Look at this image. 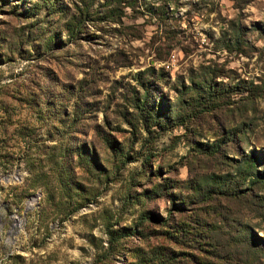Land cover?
Here are the masks:
<instances>
[{"label": "rangeland", "instance_id": "374dc122", "mask_svg": "<svg viewBox=\"0 0 264 264\" xmlns=\"http://www.w3.org/2000/svg\"><path fill=\"white\" fill-rule=\"evenodd\" d=\"M249 153L264 198V0H0V264H264V207L197 194Z\"/></svg>", "mask_w": 264, "mask_h": 264}, {"label": "trees", "instance_id": "16d2710c", "mask_svg": "<svg viewBox=\"0 0 264 264\" xmlns=\"http://www.w3.org/2000/svg\"><path fill=\"white\" fill-rule=\"evenodd\" d=\"M233 28L235 29V33L236 36H234V42L236 43L240 37L239 35V31L241 30L239 25H234ZM207 89H206V93L204 98H208L212 93H213V87L211 86L210 82H208L207 84ZM201 102L203 100H200ZM198 105V104H197ZM134 107L138 109V112L140 114V116L143 115V113H147V116L149 117H154L155 114V118L151 119L152 121L158 122L156 116L158 115L157 111L155 113L154 110H156L155 107L152 106V104H148L146 103V96H143L142 98H138L136 100V102H134ZM192 111V110H191ZM145 115V114H144ZM184 116H179L177 118H175L169 125H174V124H178L181 123L184 120ZM254 155L252 153H249V155H247V157H243L242 158V163L243 166L241 168V179L237 177L238 183H233V184H226L224 187H222V185L220 186H214V185H210L208 187L204 186L200 189L197 190V194H199V199L201 200H206L208 199L211 194H213L214 192H217V194H221L222 196H224L225 198H235L237 200H240V202L244 203V202H251L250 200H248V197L251 195L252 197H254L255 200H257L259 202L258 206H263L264 207V198L263 196H261L260 194L257 193V191H251V188L249 187H242L240 184L242 183L243 179L245 178L244 175L245 173H247V171H249V169H251L254 166V159H253ZM252 171V170H250ZM251 174V177L248 178V182L252 185H256V186H261L264 187V170H259V169H254ZM250 194H249V193ZM253 199V198H252ZM262 202V203H261ZM180 204H172V208L176 209V210H182L183 206H179ZM146 219L148 220H152V221H157L159 223H166L168 220L167 217H161L158 213L156 212H152V211H144L141 212L139 214V218L138 220H136V222H142L145 221ZM195 223L197 225H200L201 223L195 221ZM197 225H192V227H197ZM189 226L186 225V228H180L179 230L183 233L187 232L189 233ZM201 231V230H200ZM162 232H168V230L164 229ZM133 233H135L138 237L142 236V232L140 229H137L136 226H132L128 229H125L124 231H121L119 234L117 235H113L110 237V240L116 241L117 238H119L120 236H127V235H132ZM169 233V232H168ZM190 233H192L193 235L198 233L199 237H210V234H205L204 231L202 232H197V231H191ZM170 235H172V233H170ZM241 238L244 239V245L247 246L248 244L250 245H258V247L251 249L250 251L252 253H260L261 251H264V249L262 250L260 247H264V238H261L260 240H255L254 238H252V236L250 234H247V232H242L241 234ZM192 240H196L199 241V247L200 249L203 250H207L202 248V245L200 243H202L200 240H198L197 238L195 239V237L192 238ZM206 243V242H204ZM207 244L211 247V245L213 246L212 242H207ZM244 246V247H245ZM249 250V249H248ZM257 251V252H255ZM244 252V251H243ZM155 256L159 258V256H157V252L155 251ZM225 259L224 262L225 264H237L238 262H242V263H247V256L246 254L244 255H240V257H237V255H233L231 253L234 252H225ZM241 253V252H240ZM165 258L163 259H158L154 262L152 260H148V262H144V264H168L170 261L174 260V255L172 254H164ZM257 255V254H255ZM144 259H148V258H144ZM172 259V260H170Z\"/></svg>", "mask_w": 264, "mask_h": 264}]
</instances>
